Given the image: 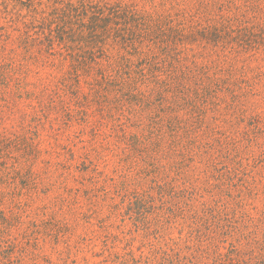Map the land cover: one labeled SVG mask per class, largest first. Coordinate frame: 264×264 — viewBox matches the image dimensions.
<instances>
[{
	"label": "rangeland",
	"instance_id": "obj_1",
	"mask_svg": "<svg viewBox=\"0 0 264 264\" xmlns=\"http://www.w3.org/2000/svg\"><path fill=\"white\" fill-rule=\"evenodd\" d=\"M125 1L147 11L175 3L192 6L191 0ZM235 2L245 4L230 0L232 13ZM261 3L259 11L254 9L264 17V0ZM5 10L13 18L20 16L13 27L30 19L18 0H0V11ZM179 49L190 66L211 67L215 60L211 45ZM247 56L230 55L222 64V69L230 64L243 67L244 82L222 81L213 93L198 95L196 102L176 96L173 89L161 95L148 83L138 84L128 98L117 96L116 108L102 113L104 125L99 129L109 139L102 158L94 161L96 170L88 168L84 144L74 135L83 133L82 139H87L89 126L73 122L66 127L63 118L50 116L51 134L40 129L35 137L22 129V113L29 114L25 102L4 109L0 140L8 142L0 143V264H122L131 258L128 252L145 264L157 261L159 249L183 248L188 239L193 249L218 245L224 254L234 249L242 261L249 257L251 264H264V48ZM208 72L214 78L227 75ZM81 90L87 91L83 84ZM101 117L91 113L90 124L97 125ZM150 122L162 124L168 136L153 154L155 167L146 169L140 152L129 151L122 137L138 136L146 156ZM67 143L74 159L61 149ZM122 181L128 191H145L153 198L151 213L138 219L131 215L120 191ZM203 213L207 216L199 221L205 222L200 233L189 236L196 226L191 216ZM116 253L122 257L116 258ZM201 257L205 264L222 262ZM224 259L225 264H239Z\"/></svg>",
	"mask_w": 264,
	"mask_h": 264
},
{
	"label": "trees",
	"instance_id": "obj_2",
	"mask_svg": "<svg viewBox=\"0 0 264 264\" xmlns=\"http://www.w3.org/2000/svg\"><path fill=\"white\" fill-rule=\"evenodd\" d=\"M18 1L30 13V19L23 21L22 26L13 27L20 16L13 18L6 10L0 11V114L25 102L29 114L22 113L26 122L22 129L35 137L40 129L51 134L50 116H55V120L63 118L66 127L73 122L89 126L87 139H82L83 133L74 135L84 144L81 147L84 161L88 159V168L92 166L93 170L97 169L94 161L102 158V147L109 139L99 129L104 125L102 113L116 108L117 96L128 98L129 93L137 92L138 84L148 83L161 95L173 89L176 96L196 102L198 95L213 93L222 81L225 85L244 82L243 67L230 64L222 69L230 55L251 57L264 48V17L258 13L262 0H244L241 6L235 2L233 13L228 6L230 0H191L190 9L175 3L152 11L138 9L135 3L125 0ZM175 8L177 11H172ZM186 18L189 20L185 21ZM180 45L213 46V65L190 66L188 59L181 55ZM208 70L227 72V75L210 77ZM31 78H35L34 82ZM82 84L86 92L81 90ZM97 112L102 121L90 124L91 113ZM146 128L150 139L145 142L151 147L146 156L139 149L142 141L138 136L122 138L127 141L129 151L140 152L141 162L147 169L155 167L153 154L156 155L161 141L168 135L159 123L150 122ZM156 131H160L159 135L151 136ZM154 137L157 142H153ZM67 146L68 143L61 149L69 159H74L75 152ZM160 183L158 177L156 184L161 186ZM120 191L136 219L152 212L153 198L145 191H128L124 181ZM205 216L204 213L191 216L196 226L189 236L200 233L205 222L199 221ZM188 240L177 250L159 249L157 256L154 255L157 261L153 259L152 263L145 261V264H205L201 256L207 260L210 256L217 257L215 263L222 261L221 264H225L223 257L235 259L239 264H251L249 257H245L249 262L242 261L234 249L227 250L226 254L220 252L218 245H213V249L210 246L193 249ZM130 253L126 254L131 258L121 261L122 264H142ZM120 256L115 254L118 259Z\"/></svg>",
	"mask_w": 264,
	"mask_h": 264
}]
</instances>
